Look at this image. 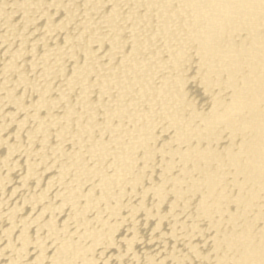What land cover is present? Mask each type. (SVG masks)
<instances>
[{
  "label": "bare ground",
  "instance_id": "6f19581e",
  "mask_svg": "<svg viewBox=\"0 0 264 264\" xmlns=\"http://www.w3.org/2000/svg\"><path fill=\"white\" fill-rule=\"evenodd\" d=\"M0 264H264V0H0Z\"/></svg>",
  "mask_w": 264,
  "mask_h": 264
}]
</instances>
